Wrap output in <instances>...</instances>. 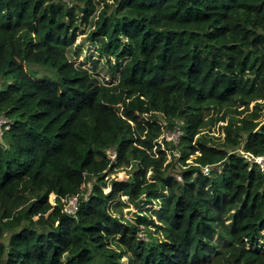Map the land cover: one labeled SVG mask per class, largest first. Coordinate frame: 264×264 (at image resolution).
<instances>
[{"label":"trees","instance_id":"trees-1","mask_svg":"<svg viewBox=\"0 0 264 264\" xmlns=\"http://www.w3.org/2000/svg\"><path fill=\"white\" fill-rule=\"evenodd\" d=\"M1 115L0 264H264V0H0Z\"/></svg>","mask_w":264,"mask_h":264},{"label":"built area","instance_id":"built-area-1","mask_svg":"<svg viewBox=\"0 0 264 264\" xmlns=\"http://www.w3.org/2000/svg\"><path fill=\"white\" fill-rule=\"evenodd\" d=\"M9 127H10L9 120L4 115H1L0 116V139L5 133V130L8 129ZM172 136L173 134H170V133L168 134V137H172ZM255 160L264 168V155L255 157ZM208 169L209 168L206 167V170ZM66 207L68 211H74L77 208V198L76 197L70 198Z\"/></svg>","mask_w":264,"mask_h":264},{"label":"rangeland","instance_id":"rangeland-1","mask_svg":"<svg viewBox=\"0 0 264 264\" xmlns=\"http://www.w3.org/2000/svg\"><path fill=\"white\" fill-rule=\"evenodd\" d=\"M82 36H83V35H82ZM82 36L80 37V39L83 38ZM32 67H34V66H33V65H29V66H28L29 69H32ZM127 174H128V173H127V170L124 169V170H120V171H118L116 175H117V177H119V178H126V177H127ZM52 199H53V197H52Z\"/></svg>","mask_w":264,"mask_h":264}]
</instances>
